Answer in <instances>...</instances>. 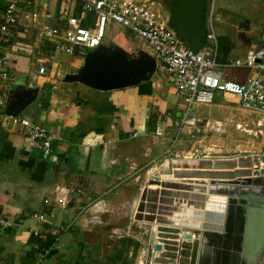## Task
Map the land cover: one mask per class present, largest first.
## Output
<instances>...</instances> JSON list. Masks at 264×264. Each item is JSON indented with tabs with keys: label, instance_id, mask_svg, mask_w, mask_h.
Here are the masks:
<instances>
[{
	"label": "crops",
	"instance_id": "crops-1",
	"mask_svg": "<svg viewBox=\"0 0 264 264\" xmlns=\"http://www.w3.org/2000/svg\"><path fill=\"white\" fill-rule=\"evenodd\" d=\"M10 1L0 0V16ZM16 1L22 10L19 31L1 48L10 60V73L8 80L0 82L7 101L0 110V260L5 264H143L139 252L146 248L144 240H157L150 236L155 224L151 229L149 224L133 221L132 216L150 172L169 159L232 155L200 157L192 156L195 148L191 153L183 148L171 150V145L164 149L168 140L179 132L181 138L194 132L196 125H177L183 105L165 75L157 70L152 50L140 37L112 24L106 40L94 48H99L96 57L116 53L138 70L153 60L154 69L144 73L147 78L126 85L102 84L92 79L90 66L85 67L86 56L59 52L54 42L42 39L28 27L25 2L57 14L60 0ZM167 1L157 0L158 9L166 17ZM80 6L81 2L76 1L73 13H78ZM242 22L248 25L247 20ZM112 27L123 28L122 38L113 44ZM230 31L222 30L218 35L220 44L230 43L228 57L244 54L257 41L248 42L244 50ZM58 53L66 54L65 63ZM40 54L54 56L52 68L62 71L56 80L52 72L37 73L36 58ZM83 79L97 85L86 84ZM228 97L233 98H220ZM18 99L26 103L17 115L45 125L52 136L51 156L44 157L30 148L25 134L10 120L7 110ZM156 125L168 132L166 142L154 136ZM165 178L182 181L162 174L161 179ZM72 182L80 184L82 193L74 196L67 209L52 210L51 224L39 223L32 213L51 211L43 199L52 197L55 185ZM127 214L125 232L116 223ZM70 220L75 221L72 228L53 233L58 224ZM134 225L140 230L135 232ZM190 240H200V236Z\"/></svg>",
	"mask_w": 264,
	"mask_h": 264
},
{
	"label": "built area",
	"instance_id": "built-area-1",
	"mask_svg": "<svg viewBox=\"0 0 264 264\" xmlns=\"http://www.w3.org/2000/svg\"><path fill=\"white\" fill-rule=\"evenodd\" d=\"M76 1H80L81 6L78 13H73ZM21 11L17 1L11 0L0 16V82L8 80L10 73V60L1 50L2 44L9 43L19 31ZM24 13L30 20L31 30L42 39L54 42L57 51L68 55L85 57L89 49L102 42L112 24L140 37L152 50L158 62L157 70L165 75L183 105L179 127L195 126L198 119L194 108L210 104L219 96L234 97L245 110L255 114L257 126H264V30L244 54L224 58L211 23L203 46L195 51L168 25V18L158 9L157 0H60L57 14L27 1ZM53 57L40 54L36 58V71L42 75L52 72L56 80L62 71L52 68ZM6 103V95L0 87V110ZM9 118L25 134L30 148L44 157L51 156L53 138L45 125L20 115H9ZM136 135L133 132V136ZM154 136L165 142L169 137L159 125L154 127ZM177 138L178 134L168 142L175 143ZM79 193H82L80 184L55 185L52 197L43 199V204L51 211H36L32 216L39 223L51 224L52 210L67 209ZM74 224V220L60 223L53 233L66 232ZM0 264L5 263L0 260Z\"/></svg>",
	"mask_w": 264,
	"mask_h": 264
},
{
	"label": "water",
	"instance_id": "water-1",
	"mask_svg": "<svg viewBox=\"0 0 264 264\" xmlns=\"http://www.w3.org/2000/svg\"><path fill=\"white\" fill-rule=\"evenodd\" d=\"M205 2L167 1L168 25L187 47L195 51L205 42ZM98 50L87 53L85 67L90 66L92 79L102 84L135 83L147 78L144 74L146 71L154 69L153 60L138 70L133 66H125L122 57L116 53L109 57L104 54L96 57ZM122 75H125V80ZM84 82L97 85L87 79ZM25 103L24 99L16 100L7 114L17 115ZM262 162L264 164V153L258 152L221 159H169L148 175L132 219L149 224L151 229L155 223L150 236L153 238L155 232L158 233L166 245L178 244L176 239L181 231L186 232V238L191 236L187 232H193L195 238L200 236V240L194 242L196 244L193 246L194 264H207L208 250L224 248L230 252L229 259L233 264H258V259L264 258ZM162 174L182 178V181H166L161 179ZM163 246L160 242H153L152 249L160 252Z\"/></svg>",
	"mask_w": 264,
	"mask_h": 264
},
{
	"label": "rangeland",
	"instance_id": "rangeland-1",
	"mask_svg": "<svg viewBox=\"0 0 264 264\" xmlns=\"http://www.w3.org/2000/svg\"><path fill=\"white\" fill-rule=\"evenodd\" d=\"M204 18L205 28L208 29L211 23L217 38L220 37L218 35L222 30L231 29L230 35L233 36L234 33L236 39L242 45L240 47H244L243 49L246 50L249 47L248 42L256 41L264 30V0H206ZM243 20L248 21L247 27L244 26ZM243 27L245 28L243 29ZM121 32H123L122 27H112L113 40L111 44L122 38ZM105 40L106 38L102 42ZM94 50L95 48H92L88 52ZM58 57H62V63H65L66 54L58 53ZM220 97L219 100L211 104L195 107L194 110L199 119L195 131L183 135L182 138L179 133L177 142L165 143L166 147L164 149L171 145L173 147H171V150L178 151L179 148H183V151L191 153V148H195L196 150H193L192 156L200 157L205 155L211 157L237 156L252 152L264 153V126H257L255 114L245 110L234 97L225 99ZM166 153L171 154V152ZM127 216L128 214L121 215L119 222L116 223L117 227L125 232ZM134 227L135 232L140 230L136 225ZM143 235L147 239L148 231L145 230ZM194 242H181L176 245L167 244L157 255L152 249L153 241L144 240L143 245L146 248L141 249L139 255L143 264H167L171 261L174 264H194L195 260L192 256L193 246L196 244ZM182 243L185 245H182ZM170 246H175V248L171 249Z\"/></svg>",
	"mask_w": 264,
	"mask_h": 264
},
{
	"label": "flooded vegetation",
	"instance_id": "flooded-vegetation-1",
	"mask_svg": "<svg viewBox=\"0 0 264 264\" xmlns=\"http://www.w3.org/2000/svg\"><path fill=\"white\" fill-rule=\"evenodd\" d=\"M225 240H222V242ZM230 252L224 248L214 251L213 249L207 252V264H233L234 262L229 259Z\"/></svg>",
	"mask_w": 264,
	"mask_h": 264
},
{
	"label": "bare ground",
	"instance_id": "bare-ground-1",
	"mask_svg": "<svg viewBox=\"0 0 264 264\" xmlns=\"http://www.w3.org/2000/svg\"><path fill=\"white\" fill-rule=\"evenodd\" d=\"M206 159H210V158H206ZM219 159H221V158H219ZM261 165H264L263 164V162L261 163ZM164 175H168V174H164ZM169 176H172V175H169ZM173 177V176H172ZM164 180H166V181H168L166 178L164 179ZM207 180V179H206ZM155 224V223H154ZM153 224V225H154ZM156 225V224H155ZM187 233H189L191 236L189 237V238H186L185 237V234H186V232L185 231H181L180 233H179V235H178V239H176L177 241H178V244L179 243H181V242H196L197 243V240H190V239H192L193 237H194V234H193V232H187ZM199 236V235H198ZM154 237H156V239L157 240H155V242H160L161 244H164V245H166L164 242H162L164 239H163V237H161V236H158V233H156L155 232V234H154ZM180 237H182V240H179L180 239ZM195 238V237H194ZM199 238V237H198ZM153 242H154V240H152ZM170 245V244H169ZM175 247H171V249H174ZM154 252L155 253H158L159 252V250H154ZM158 255V254H157ZM167 264H174V262H168ZM258 264H264V258H260V259H258Z\"/></svg>",
	"mask_w": 264,
	"mask_h": 264
},
{
	"label": "trees",
	"instance_id": "trees-1",
	"mask_svg": "<svg viewBox=\"0 0 264 264\" xmlns=\"http://www.w3.org/2000/svg\"><path fill=\"white\" fill-rule=\"evenodd\" d=\"M229 47H230V43L228 41H225V43L223 44H220V41H219V49L222 52L224 58L227 57Z\"/></svg>",
	"mask_w": 264,
	"mask_h": 264
}]
</instances>
